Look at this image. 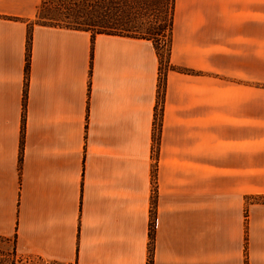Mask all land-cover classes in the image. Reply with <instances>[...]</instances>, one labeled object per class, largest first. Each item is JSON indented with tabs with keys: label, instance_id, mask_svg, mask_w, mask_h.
Masks as SVG:
<instances>
[{
	"label": "crops",
	"instance_id": "obj_1",
	"mask_svg": "<svg viewBox=\"0 0 264 264\" xmlns=\"http://www.w3.org/2000/svg\"><path fill=\"white\" fill-rule=\"evenodd\" d=\"M40 2L0 0V236L147 264L153 222L152 264H264V0H173L159 105L151 40L33 23Z\"/></svg>",
	"mask_w": 264,
	"mask_h": 264
},
{
	"label": "rangeland",
	"instance_id": "obj_2",
	"mask_svg": "<svg viewBox=\"0 0 264 264\" xmlns=\"http://www.w3.org/2000/svg\"><path fill=\"white\" fill-rule=\"evenodd\" d=\"M171 8L172 0H41L32 22H98L107 26L105 30L151 38L164 54L170 39ZM99 29L94 27V31ZM38 263L42 262L29 254L18 255L12 237L0 236V264Z\"/></svg>",
	"mask_w": 264,
	"mask_h": 264
},
{
	"label": "trees",
	"instance_id": "obj_3",
	"mask_svg": "<svg viewBox=\"0 0 264 264\" xmlns=\"http://www.w3.org/2000/svg\"><path fill=\"white\" fill-rule=\"evenodd\" d=\"M172 6H173V0H172ZM172 10V8H171ZM37 24H43V25H58L66 28H71V29H79V30H90L96 33H107V34H121V35H127V36H132V37H137V38H146L151 40V38H148L146 36L142 35H131V34H122L118 33L116 31L111 30H105V27L100 25L98 22L96 23H87V22H82L79 20V22H74L73 25H59V24H53V23H37ZM171 14H170V23H169V43L167 48L165 49L164 54H160V51L158 49V46L152 41L153 46L156 50V54L159 60V77H158V83H157V104L159 105L161 103L162 97H163V91L165 87V72L166 70L169 69H176L174 66L169 65V55H170V40H171ZM100 27L99 30L94 31V27ZM29 40H30V33L27 36V49H26V58H25V75L27 74L28 71V66H29ZM161 113V107L159 110L155 112V121L153 125V156L156 154V146L158 143V138H159V125H160V114ZM155 167L153 168V177L155 175L154 173ZM253 201L256 202H263L264 203V196H259V197H254L252 198ZM153 237H154V229H153V222L149 225L148 229V258H147V264H152V248H153Z\"/></svg>",
	"mask_w": 264,
	"mask_h": 264
}]
</instances>
